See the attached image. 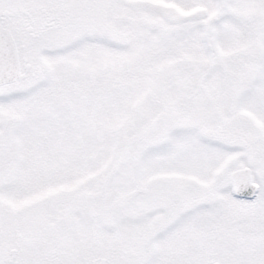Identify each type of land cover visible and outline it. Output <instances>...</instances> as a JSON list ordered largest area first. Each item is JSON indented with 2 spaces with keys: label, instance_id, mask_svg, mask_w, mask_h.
Listing matches in <instances>:
<instances>
[{
  "label": "snow or ice",
  "instance_id": "obj_1",
  "mask_svg": "<svg viewBox=\"0 0 264 264\" xmlns=\"http://www.w3.org/2000/svg\"><path fill=\"white\" fill-rule=\"evenodd\" d=\"M0 264H264V0H0Z\"/></svg>",
  "mask_w": 264,
  "mask_h": 264
}]
</instances>
